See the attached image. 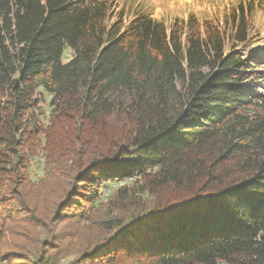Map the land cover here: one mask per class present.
<instances>
[{
    "label": "trees",
    "instance_id": "1",
    "mask_svg": "<svg viewBox=\"0 0 264 264\" xmlns=\"http://www.w3.org/2000/svg\"><path fill=\"white\" fill-rule=\"evenodd\" d=\"M253 9L164 22L114 0H0V264H264ZM39 88L66 131L49 201L55 181L25 172ZM109 182L126 183L95 207ZM165 189L185 195L152 197Z\"/></svg>",
    "mask_w": 264,
    "mask_h": 264
},
{
    "label": "rangeland",
    "instance_id": "2",
    "mask_svg": "<svg viewBox=\"0 0 264 264\" xmlns=\"http://www.w3.org/2000/svg\"><path fill=\"white\" fill-rule=\"evenodd\" d=\"M238 1L240 0H114L115 5L122 7L124 11H128V14H131L133 10L145 9L154 17L159 18L164 22H169L173 18H185L188 14H193L198 19L209 16L216 17V15H219L223 10H226L228 6ZM247 1H250L254 5V9L252 10L251 18L249 20V24H251L250 34H253V38L255 35L264 36V0ZM68 55H70V52L69 50H66L65 56ZM36 92L37 105L39 106L40 111L44 113V115L37 116L40 121L39 126L42 133L38 135V141L35 143V150L28 153L30 155V160L26 163L25 172L33 184L46 183L51 185L55 181L53 185H47L48 193L44 196V199L49 201L53 197V187L55 188V186L59 183L60 178L63 176L60 171L57 179L55 180L57 172L56 164H59L60 159H57L55 165L52 160L56 153L61 154V151H58V149L60 145H63V140H66V137L64 136L66 131H62V125L60 126L59 124L58 126L49 119L51 113L49 95L41 88H39ZM35 114H37V110L35 111ZM71 133L74 134L75 130L71 131ZM98 137L99 134L97 133L96 135L94 133L92 137L93 141ZM83 146L84 145L82 144L80 147ZM69 147L78 148L79 144L75 143L74 139H72L67 143V149ZM61 162H64V159ZM124 183L126 182L107 183V187L104 189L102 197H100V203L97 202V204L99 203L100 205H95V207L100 206V208H105L104 206L107 202V197H109L117 187L123 185ZM184 195L185 193L183 192H178L173 189H165L156 196L152 197L159 202H164L175 197H183ZM152 197L147 196L145 199L152 202ZM41 204L43 205L44 203L41 202ZM67 210H69V208L65 206L60 208V212L67 213ZM25 236V244L29 247L32 246L33 234L27 232L25 233ZM6 250L7 249L3 248L1 252ZM72 258V256H69L65 258L62 263H66Z\"/></svg>",
    "mask_w": 264,
    "mask_h": 264
}]
</instances>
